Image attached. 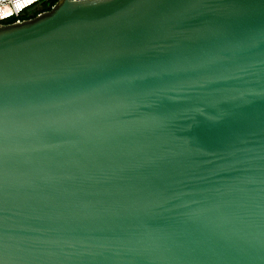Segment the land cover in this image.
<instances>
[{
  "label": "water",
  "instance_id": "water-1",
  "mask_svg": "<svg viewBox=\"0 0 264 264\" xmlns=\"http://www.w3.org/2000/svg\"><path fill=\"white\" fill-rule=\"evenodd\" d=\"M0 264H264V0L0 24Z\"/></svg>",
  "mask_w": 264,
  "mask_h": 264
},
{
  "label": "built area",
  "instance_id": "built-area-1",
  "mask_svg": "<svg viewBox=\"0 0 264 264\" xmlns=\"http://www.w3.org/2000/svg\"><path fill=\"white\" fill-rule=\"evenodd\" d=\"M39 0H34L33 3L28 4L22 8H17L18 3H23V0H0V24L14 23L17 21H21L25 15L26 11L35 6L38 8ZM42 6L40 5V9ZM8 12L11 15L5 16L4 14ZM36 13H40L37 11Z\"/></svg>",
  "mask_w": 264,
  "mask_h": 264
},
{
  "label": "trees",
  "instance_id": "trees-1",
  "mask_svg": "<svg viewBox=\"0 0 264 264\" xmlns=\"http://www.w3.org/2000/svg\"><path fill=\"white\" fill-rule=\"evenodd\" d=\"M57 0H39L38 4L42 6L39 12H44L50 9V7L56 2ZM35 13L34 15H36ZM24 17L23 19H25Z\"/></svg>",
  "mask_w": 264,
  "mask_h": 264
},
{
  "label": "snow or ice",
  "instance_id": "snow-or-ice-1",
  "mask_svg": "<svg viewBox=\"0 0 264 264\" xmlns=\"http://www.w3.org/2000/svg\"><path fill=\"white\" fill-rule=\"evenodd\" d=\"M33 2H34V0H23V3H18L17 4V8H22V7H24V6L28 5V4L33 3ZM4 15L5 16L11 15V13L6 12ZM17 23H20V21H17Z\"/></svg>",
  "mask_w": 264,
  "mask_h": 264
},
{
  "label": "rangeland",
  "instance_id": "rangeland-1",
  "mask_svg": "<svg viewBox=\"0 0 264 264\" xmlns=\"http://www.w3.org/2000/svg\"><path fill=\"white\" fill-rule=\"evenodd\" d=\"M40 10V5L38 6V8H36L35 10H33V11H26V15L28 16V17H32V16H34V14L37 12V11H39ZM25 15V16H26Z\"/></svg>",
  "mask_w": 264,
  "mask_h": 264
},
{
  "label": "flooded vegetation",
  "instance_id": "flooded-vegetation-1",
  "mask_svg": "<svg viewBox=\"0 0 264 264\" xmlns=\"http://www.w3.org/2000/svg\"><path fill=\"white\" fill-rule=\"evenodd\" d=\"M26 18H29L27 15L25 16Z\"/></svg>",
  "mask_w": 264,
  "mask_h": 264
}]
</instances>
